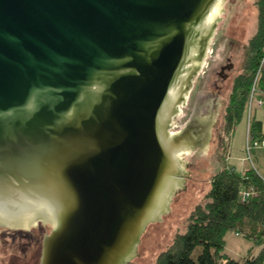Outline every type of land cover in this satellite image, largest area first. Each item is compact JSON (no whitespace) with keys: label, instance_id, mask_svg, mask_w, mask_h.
Here are the masks:
<instances>
[{"label":"water","instance_id":"water-1","mask_svg":"<svg viewBox=\"0 0 264 264\" xmlns=\"http://www.w3.org/2000/svg\"><path fill=\"white\" fill-rule=\"evenodd\" d=\"M226 1L0 0V227L42 226L39 264H145L219 120L231 52L174 125Z\"/></svg>","mask_w":264,"mask_h":264},{"label":"trees","instance_id":"trees-1","mask_svg":"<svg viewBox=\"0 0 264 264\" xmlns=\"http://www.w3.org/2000/svg\"><path fill=\"white\" fill-rule=\"evenodd\" d=\"M252 1L254 32L245 42L243 66L223 111V133H231L245 114L249 117L250 95L264 98V0ZM246 136L249 143L264 142L261 123L249 120ZM249 189L253 195L242 199L239 191ZM228 232L260 245L259 251L252 255L248 250L241 258L229 256L224 252ZM152 264H264V182L252 170L239 176L222 168L213 174L202 199L186 215L183 230L173 234Z\"/></svg>","mask_w":264,"mask_h":264},{"label":"rangeland","instance_id":"rangeland-1","mask_svg":"<svg viewBox=\"0 0 264 264\" xmlns=\"http://www.w3.org/2000/svg\"><path fill=\"white\" fill-rule=\"evenodd\" d=\"M222 16L221 22L216 28L215 35L210 41V53L206 64L193 84V90L189 94L187 105L181 109L180 115L174 120V125L178 127L186 120L191 110L193 97L196 93L200 91L199 95L202 96L210 92V90L207 89L208 84H210L213 76L218 72L217 68L219 63H223L224 59L227 58L231 52V64L233 69L231 73H229L227 79L223 81L225 91L223 93L220 92L217 97L218 100L222 101L220 109L217 110L220 114L219 120L216 117L215 123L210 129V140L207 148L208 155L202 158L200 162L196 161L193 156L190 155L184 158V161L189 165L195 164L198 167L197 170L194 171V174L198 175L193 178L195 182H186L188 188H186L185 193L179 195V200L173 205V211L169 213V219H164L163 222L158 224L154 222L152 224L154 227L153 232L148 229L143 231L142 237L140 238L142 246L146 247L147 244L149 245V250L143 251V255L140 257V261H144L145 264H152L155 256L169 244L173 234L183 230L186 215L190 209L202 199L213 174L222 168L230 170L232 166H236L248 170L255 168L264 176V151L259 147H249L248 151L245 149L246 129L249 120L259 121L261 123V130L264 133L263 107L256 109L252 103L248 118L245 114L241 121L234 126L231 133L222 132L223 111L227 105V98L231 90V85L243 66L245 42L254 32L255 8L253 1L227 0L224 5V13ZM235 42L239 44L232 49L233 43ZM206 65L212 67V73L207 74L208 79L206 78L207 80L204 81L203 87L200 77L206 70ZM228 154L231 156V160H226ZM225 238L226 246L230 249L229 253L232 257H240L250 247L254 250L258 248V245H254L251 241H246L241 237L236 238L230 235V232L226 233Z\"/></svg>","mask_w":264,"mask_h":264},{"label":"flooded vegetation","instance_id":"flooded-vegetation-1","mask_svg":"<svg viewBox=\"0 0 264 264\" xmlns=\"http://www.w3.org/2000/svg\"><path fill=\"white\" fill-rule=\"evenodd\" d=\"M225 59L223 63H219L217 68L218 71L224 67ZM232 69L233 68L231 64L229 73H231ZM209 73H212L211 66H207L206 70L200 77L203 87L204 81L208 79L207 74ZM228 75L225 77V79H227ZM199 94L200 91L195 94L192 104L194 101L196 102V100H200L203 97V95L201 96ZM176 127L174 130L178 129ZM30 229L31 230L26 231L23 229H9L0 227V264H39L43 228L39 224H36Z\"/></svg>","mask_w":264,"mask_h":264},{"label":"crops","instance_id":"crops-1","mask_svg":"<svg viewBox=\"0 0 264 264\" xmlns=\"http://www.w3.org/2000/svg\"><path fill=\"white\" fill-rule=\"evenodd\" d=\"M228 146V145H227ZM226 160H231V156L228 154V156L226 157ZM260 165V164H259ZM230 170H232L235 174H238L239 176H241V175H243V173L245 172V171H247L248 169H243L242 167H234V166H232L231 168H230ZM249 170H251V169H249ZM252 171H254L255 173H256V175L258 176V177H260V179L264 182V176L262 175V174H260L258 171H257V169H255V168H252ZM230 235H232V236H234V237H240L239 235H237V234H235V233H232V232H230ZM242 238V237H241ZM234 239V238H233ZM224 240H225V242H224V252L225 253H227L229 256H231V254L229 253L230 251V249L226 246V238L224 237ZM245 240V239H244ZM247 241V240H246ZM248 245V244H247ZM247 245H246V247H247ZM244 247H245V245H244ZM260 245L258 246V248H256V250H254L252 247H250L249 249H247L246 250V252L249 250V252H250V254H252V255H255L258 251H259V249H260ZM246 252L243 254V255H239L240 257H238V258H241V257H244L245 255H246ZM238 254H240V253H238ZM242 254V253H241ZM234 258H236V257H234Z\"/></svg>","mask_w":264,"mask_h":264},{"label":"built area","instance_id":"built-area-1","mask_svg":"<svg viewBox=\"0 0 264 264\" xmlns=\"http://www.w3.org/2000/svg\"><path fill=\"white\" fill-rule=\"evenodd\" d=\"M210 53V52H209ZM209 53H208V56H209ZM250 98L251 100L253 101V104L256 108H260V107H264V98H259V99H254L253 96L250 95ZM250 104H248V107H249ZM249 109V108H248ZM247 137V136H246ZM249 147H256V148H261L263 151H264V142H261V143H249L248 140L245 138V149L246 151L249 150ZM247 153V152H246ZM239 194L241 195V198L242 199H246L248 198L250 195H253V192L251 189L249 190H240L239 191Z\"/></svg>","mask_w":264,"mask_h":264}]
</instances>
